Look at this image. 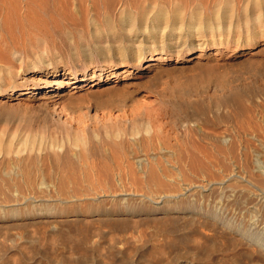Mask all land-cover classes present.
Segmentation results:
<instances>
[{
    "label": "rangeland",
    "instance_id": "374dc122",
    "mask_svg": "<svg viewBox=\"0 0 264 264\" xmlns=\"http://www.w3.org/2000/svg\"><path fill=\"white\" fill-rule=\"evenodd\" d=\"M259 187L264 0H0V264H264Z\"/></svg>",
    "mask_w": 264,
    "mask_h": 264
},
{
    "label": "bare ground",
    "instance_id": "6f19581e",
    "mask_svg": "<svg viewBox=\"0 0 264 264\" xmlns=\"http://www.w3.org/2000/svg\"><path fill=\"white\" fill-rule=\"evenodd\" d=\"M193 158H194V157H193ZM194 160H195V159H194ZM201 163H202V162H201ZM203 165H204V163H203ZM203 165H202V166H203ZM152 172H153V173H152ZM157 173H158V172H155V171L151 170V174H152L151 176L154 177L155 179H156V177H157ZM241 175H242V174H241ZM243 175H244V174H243ZM243 175H242V176H243ZM28 176H29V175H28ZM238 176H239V175H238ZM245 176H246V175H245ZM245 176H244V179L247 178V177L245 178ZM29 178H30V176H29ZM242 178H243V177H242ZM157 179H158V177H157ZM159 179H160V178H159ZM155 181H156V180H155ZM157 181H158V180H157ZM259 188H260V187H259ZM257 189H258V188H257ZM260 189H261V188H260ZM261 190H263V188H262ZM263 191H264V190H263ZM256 193H257V192H256ZM259 194L261 195V193H259ZM259 197H260V196H259ZM259 197H258V198H259ZM261 198H262V197H261ZM255 200H256V199H255ZM257 200H258V199H257ZM257 204H258V203H257ZM263 204H264V203H263ZM261 205H262V204H261ZM259 207H260V206H259ZM263 208H264V207H263ZM214 217H215V216H214ZM259 234H260V233H259Z\"/></svg>",
    "mask_w": 264,
    "mask_h": 264
}]
</instances>
